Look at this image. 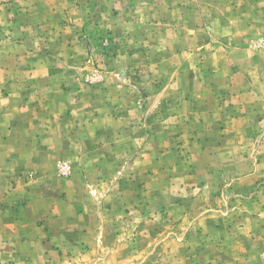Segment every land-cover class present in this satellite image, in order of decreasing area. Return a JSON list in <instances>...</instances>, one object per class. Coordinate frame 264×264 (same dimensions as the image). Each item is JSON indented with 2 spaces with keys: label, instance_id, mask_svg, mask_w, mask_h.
I'll use <instances>...</instances> for the list:
<instances>
[{
  "label": "rangeland",
  "instance_id": "obj_1",
  "mask_svg": "<svg viewBox=\"0 0 264 264\" xmlns=\"http://www.w3.org/2000/svg\"><path fill=\"white\" fill-rule=\"evenodd\" d=\"M0 264H264V0H0Z\"/></svg>",
  "mask_w": 264,
  "mask_h": 264
}]
</instances>
